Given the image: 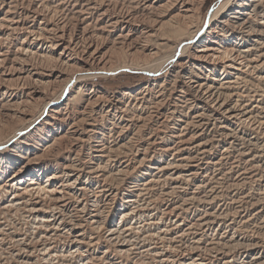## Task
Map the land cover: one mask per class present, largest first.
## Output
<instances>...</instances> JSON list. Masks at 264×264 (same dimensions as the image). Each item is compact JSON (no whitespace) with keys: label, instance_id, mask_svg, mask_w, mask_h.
<instances>
[{"label":"bare ground","instance_id":"obj_1","mask_svg":"<svg viewBox=\"0 0 264 264\" xmlns=\"http://www.w3.org/2000/svg\"><path fill=\"white\" fill-rule=\"evenodd\" d=\"M33 1L38 4L31 6ZM147 1L128 0L124 10L119 8L121 3L111 6L110 0H0L2 8L9 5L0 28L17 32L26 26L30 35L51 42L53 51L62 47L71 55L73 31L69 33L71 41L65 36L69 22L75 21L80 33L94 38L105 33L111 38L119 29L114 41L121 39L118 42L123 50L130 45L142 49L151 45L158 53L163 45L159 41H172L166 33L154 34L153 41L145 31V43L141 44L139 35L128 43L131 33L138 30L135 16L155 9ZM197 1L200 5L204 0ZM192 2L169 0L166 6L173 9L180 5L182 17L188 18V12L196 11ZM110 7L116 15L112 16ZM163 16L159 13L156 20L161 22ZM37 18H42L37 28L26 25ZM186 22L173 18L166 23L175 33L172 37L181 44L186 42L182 52L198 32L192 21ZM212 24L216 31L209 32L211 39H224L227 47L203 46L196 63L171 74L172 89L166 94L158 90L150 103L156 111L167 108L169 121L174 122L172 139L162 137L156 142L166 158L147 166L140 180L127 186L126 197H119L117 205L113 203L119 186L110 181L115 179L118 184L127 166L116 165L124 157L112 149L116 142H107L105 132L92 141L89 161L76 163L66 158L67 163L56 168L50 163L31 167L27 160L0 184V264H236L238 256L243 258L240 264H264V0H224L216 8ZM9 36L0 37V63L19 64L20 73L34 76L56 74L52 66H41L49 74L34 66L27 68L30 63L24 59V47L16 52L1 50ZM177 50L175 47L169 59ZM56 62L64 64L59 58ZM180 77L184 79L177 82ZM26 88L24 95L34 100L37 109L40 103L35 96L45 92ZM56 94L41 99L45 103L39 107L38 117L35 113L26 122L38 120L46 105L56 101ZM11 96L18 95L13 92L7 97ZM108 113L115 127L126 116L116 104L109 106ZM41 126L35 143L43 140L46 144L51 141L47 137L52 128ZM91 131L99 133L94 127ZM47 148L56 149V139ZM137 151L144 156L146 148ZM16 164L20 161L12 160L7 168ZM24 173L28 177H23ZM43 174L46 180H42ZM56 174L61 181L53 186ZM158 181L168 183L169 189L156 194ZM253 183L258 184L257 190L246 192ZM179 188L177 195L165 197ZM114 206L120 215L117 222L108 221L111 215L116 216Z\"/></svg>","mask_w":264,"mask_h":264},{"label":"rangeland","instance_id":"obj_2","mask_svg":"<svg viewBox=\"0 0 264 264\" xmlns=\"http://www.w3.org/2000/svg\"><path fill=\"white\" fill-rule=\"evenodd\" d=\"M110 1L111 6L114 3H121L119 8L123 6L126 8V4L128 5V2H126L128 0ZM121 1L125 4L123 5ZM168 1L157 2L156 0H148L147 4L155 6V9L152 8L150 11L143 13V15L137 14L136 16L139 15L138 18L135 16V21H138L136 24L139 25L136 26L138 30L134 31L135 33H131L133 35L128 40L130 44L139 35L141 44H143L148 33L152 35L151 39H154L153 41H155L153 36L156 34L166 33L171 36L172 41H159L163 45L158 53H154L157 52V49H153L154 47L151 45L143 49L139 45L135 48L130 45L123 50L122 44L119 43L121 39H117L118 43L114 41L120 33L119 29L111 38L106 33L102 38H94L91 34L80 33L79 28H76L77 24L76 26L74 25L75 21L69 22L67 35L65 36L66 40L71 41L69 36L73 31L71 42H74L72 44L73 54L71 55L69 50H62V47L53 51L51 49L52 45H50L51 42H43V40H38L36 35H30L26 26L24 28L20 27L17 32L7 28H0V37L4 38L10 35L9 39L6 40L8 43L6 41L3 42L1 50L7 51L11 48V52H16L19 48L24 47L27 54L24 59H27L30 63V65L26 66L27 68L32 70L34 66L36 71H41L44 74H49V72L42 70L41 66L43 68L52 66L57 69L56 74L51 77L45 75L40 77L30 75L28 72L20 73V70H18L20 65L13 64L11 61L0 63L2 65L0 68V84L4 85V87L0 86V171L3 169L7 170L4 174L0 172V184L8 179L18 168H22L27 160H31V167L50 163L55 164L56 168H61V165L66 164V158L74 159L73 161L76 163L89 161L92 158L91 154H89L91 152L89 147L93 144L92 141L95 136L100 137V133L105 132L107 142L111 144L116 142L112 149L124 157L116 165L120 162L123 166H127L126 168L123 167L124 171H122L117 180L119 185L115 179L110 181L112 185L119 186L115 196L118 199H115L113 203V205H117L121 197H126L127 186L139 181L141 172H144L147 166H153L155 161L166 158V156L162 155V152L157 150L158 145L156 142L162 137L172 139L171 133L176 130L174 122L169 121L167 108L156 111L150 103L154 100L153 98L158 90H163L166 94L172 89L174 83H172L173 76L171 74L183 68L191 67L193 63H196L198 60L196 56L200 53L198 50L203 49V46L208 45L219 50L227 47L224 39H211L212 36L209 33L211 30L212 33L216 31V26L212 24V16L217 6L224 0H204L203 4L201 3L200 5L199 3L197 4V0H194L191 7L196 11L188 12L190 19L189 17H182L183 13L180 12V5H176L173 9L166 6ZM34 3L38 4L33 1L31 6ZM197 5L198 8L200 6L198 10L197 8L195 9ZM2 6L3 8L0 6V24L5 23V19L1 20V18H5V12L9 9V5ZM106 8L107 6L104 7V9ZM125 8L124 10H126ZM165 9L166 11H164ZM17 11L18 14L15 13L14 17L19 15L20 9ZM113 11L112 9V16L116 15ZM159 13L164 15L161 17V22L156 20ZM145 14L149 15V17L145 16ZM49 16L44 15L47 18ZM151 18L157 22L152 21ZM173 18H180L183 22L187 21V25L192 21V24H195L198 30L194 39H191L192 41L190 40L186 45L188 48L185 52H182L181 49L183 43L186 42L181 44L175 39L176 37H172L175 33L166 24ZM41 19L37 18L33 23L29 21L26 25L33 24L31 29L37 28ZM162 24L164 27H162ZM12 27L9 25V28ZM145 31L148 33H144ZM124 32H128V29L126 28ZM26 37H28L27 41L25 40ZM83 37L85 39H82L83 41L75 46L76 42ZM213 39L220 45L213 42ZM90 42L92 43L90 44ZM175 47L176 50L178 49L176 55L169 59ZM61 51L62 54H60ZM56 58L61 59L64 64L56 62ZM0 60H2L1 56ZM230 62L231 60L227 63ZM31 77L34 78L32 79ZM183 79L180 77L177 82ZM69 80L70 82H68ZM67 82L68 84L64 87ZM27 86L45 92L42 95L38 93L35 96L38 104L40 103L39 107H43L45 103L41 99H52L55 97L54 94L57 93L56 101H51L46 105V110L44 109L41 117L32 122V124H28L26 121L32 119L31 116L35 113L38 117L39 107L35 109L34 100L24 95L27 92ZM63 87L64 93L62 92L60 99H57V95L61 94ZM4 92H7V94ZM13 92L14 94L17 93L18 96H11L10 98L13 99L10 101L7 96ZM24 100L25 102L33 103L25 105L22 102ZM111 104H116L121 110L126 111V116L120 120L118 127H115V124L112 123L113 117L108 113ZM54 109H56V112L53 111ZM131 118H133L132 121H130ZM45 121L48 124H45ZM41 125L52 128L50 137H47L51 141L46 142V144L43 140H38L40 144L35 143V138L39 139L37 134H40L38 127H42ZM93 127L99 133L91 131ZM54 139H56V149L50 150L47 146ZM28 143L30 145H27ZM109 143L108 145H110ZM139 148H146L144 156L138 155L137 149ZM2 158L6 159L5 163ZM143 159L144 161L142 162ZM12 160H18L20 164L7 168L8 162H12ZM25 173L22 175L23 177L27 176ZM146 177L149 176L147 175ZM41 178L46 180V174H43ZM151 178L149 177V179ZM60 181L61 177L56 174V181L53 186L58 185ZM262 183H264V178ZM253 184V187L251 184L248 190L246 189V192L251 191L253 194L257 190L258 184ZM186 186L188 185H184V187ZM193 186L194 183H191L189 187L193 188ZM168 187V183L165 184L164 181H158L154 185V190L156 194H161L163 191L168 190ZM56 189L63 191L62 188L56 187ZM180 190L181 188L178 189L177 193H172L165 197H173ZM61 194L58 193V195ZM115 209L114 206L116 216L111 215L108 221L117 222L120 220L119 212ZM236 259V264H240L243 258L238 256Z\"/></svg>","mask_w":264,"mask_h":264}]
</instances>
